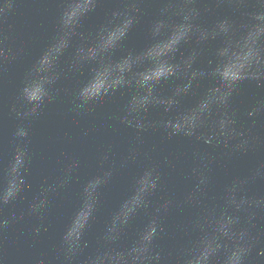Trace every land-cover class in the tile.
<instances>
[{"label": "water", "instance_id": "95a60500", "mask_svg": "<svg viewBox=\"0 0 264 264\" xmlns=\"http://www.w3.org/2000/svg\"><path fill=\"white\" fill-rule=\"evenodd\" d=\"M0 264H264V0H0Z\"/></svg>", "mask_w": 264, "mask_h": 264}]
</instances>
